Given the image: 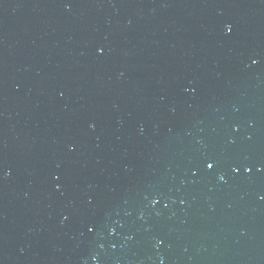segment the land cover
I'll return each instance as SVG.
<instances>
[{
    "label": "water",
    "instance_id": "1",
    "mask_svg": "<svg viewBox=\"0 0 264 264\" xmlns=\"http://www.w3.org/2000/svg\"><path fill=\"white\" fill-rule=\"evenodd\" d=\"M0 264H264V0H0Z\"/></svg>",
    "mask_w": 264,
    "mask_h": 264
},
{
    "label": "snow or ice",
    "instance_id": "2",
    "mask_svg": "<svg viewBox=\"0 0 264 264\" xmlns=\"http://www.w3.org/2000/svg\"><path fill=\"white\" fill-rule=\"evenodd\" d=\"M208 167L211 168V167H213V165H212V164H208ZM154 202H155V201H154Z\"/></svg>",
    "mask_w": 264,
    "mask_h": 264
}]
</instances>
